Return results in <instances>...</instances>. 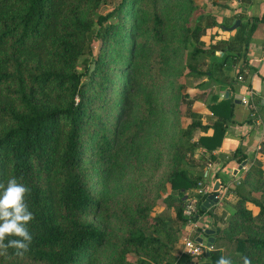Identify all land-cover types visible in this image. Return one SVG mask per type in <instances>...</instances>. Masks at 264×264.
Returning <instances> with one entry per match:
<instances>
[{"label": "trees", "instance_id": "16d2710c", "mask_svg": "<svg viewBox=\"0 0 264 264\" xmlns=\"http://www.w3.org/2000/svg\"><path fill=\"white\" fill-rule=\"evenodd\" d=\"M106 1L0 0V184L15 177L28 186L35 217L29 251L21 258L9 248L0 264L192 260L176 263L174 248L212 193L197 192L206 177L190 166L197 152L216 161L235 114L229 73L249 68L257 20L229 39L211 14L195 16L196 0H116L101 15ZM184 77L230 92L211 96L210 121L198 106L205 94L192 98ZM259 112L264 120V105ZM236 158L248 159L240 150ZM117 170L131 189L112 200L104 186ZM189 192L196 213L188 218ZM232 192L238 200L227 226L216 229L211 263L225 256L242 264L239 253L264 264V141ZM160 203L175 219L157 214Z\"/></svg>", "mask_w": 264, "mask_h": 264}, {"label": "crops", "instance_id": "0c3cea01", "mask_svg": "<svg viewBox=\"0 0 264 264\" xmlns=\"http://www.w3.org/2000/svg\"><path fill=\"white\" fill-rule=\"evenodd\" d=\"M196 3L198 6L203 5L205 14H211L220 26H225L219 31L224 38H233L236 29L231 31L230 28L237 21H241V25L242 23L253 24L254 20H257L248 48L249 68L241 74L243 80L238 81L239 75L236 66L229 73L235 89L233 93L235 103L238 95L242 96L243 100L236 103L234 118L228 123L222 147L213 154L216 161H212L210 155L204 156L209 161L207 167L201 172L204 173L206 180L197 192L225 194L217 204L196 221L193 238L195 240L199 237L204 238V243L207 244L209 237L205 234L206 230L216 231L217 228L221 229L227 226L234 210L233 206L238 200L232 190L244 179L264 141V120L259 112L264 105V0H196ZM202 43L209 45L211 43L210 36L204 37ZM233 47L238 50L242 49V45L238 42H234ZM217 56L221 57L223 53H217ZM192 79L194 87H190L187 91L192 98L205 94V97L198 101V106L201 109L210 102L211 96L219 95L222 100L229 92L227 89L221 90L215 82H209L207 78ZM210 120L211 116L207 113L205 121ZM238 150L248 158L244 161L247 162V165L242 169L243 163L240 164L236 158ZM192 229L190 235L188 234L189 226L186 225L182 229L181 241L174 248L176 263L183 256V242L185 238L192 235ZM214 238L216 239V233ZM189 262L212 264L207 255L199 259L192 258L191 261H184L182 264Z\"/></svg>", "mask_w": 264, "mask_h": 264}, {"label": "clouds", "instance_id": "9594fccd", "mask_svg": "<svg viewBox=\"0 0 264 264\" xmlns=\"http://www.w3.org/2000/svg\"><path fill=\"white\" fill-rule=\"evenodd\" d=\"M30 193V188L24 183L18 182L13 177L7 184H0V256H6L8 249L14 250L17 257H23L29 251L33 240L27 225L35 218L29 210L26 196ZM8 237H16L8 239ZM199 253V249H196ZM211 251V249H209ZM242 264H252V260L237 253ZM215 264H236V262L225 256L219 257Z\"/></svg>", "mask_w": 264, "mask_h": 264}, {"label": "rangeland", "instance_id": "374dc122", "mask_svg": "<svg viewBox=\"0 0 264 264\" xmlns=\"http://www.w3.org/2000/svg\"><path fill=\"white\" fill-rule=\"evenodd\" d=\"M115 3H116V0H107L106 2H104L102 4V6L100 7V9H99V14H101V15L108 14L114 8ZM202 6H199V12H196L195 13V16H198V13H201V12L205 13V10L202 8ZM98 45H99V42L96 41L94 43V53L95 54L97 53ZM80 69L82 70V68H80ZM182 83L186 86L187 90L190 87L191 88L194 87V80L192 78L184 77L182 79ZM182 112H186V109L183 108L182 109ZM203 112L207 116V113H205V112H207L206 106L203 108ZM174 122L175 121H174V117H173V119L171 120V124H173ZM182 124L186 128L188 126V124H190V120H188L184 116L183 119H182ZM167 130H169L172 133V131L169 129V127H168ZM198 135H199V133H195L194 138L196 139ZM196 156H198V159H197L198 161H195L193 163V165L190 166V169L194 173L197 174V173L203 172L204 168L207 167L209 161L206 158H203L202 157L201 152H197ZM104 189H105L104 195L107 198H110L112 200H114L116 198H119L118 196L120 194L123 195V196L126 195L127 194V190L131 189V185H130V181H129L128 175H123L122 173H120V171L117 170L110 177V179L106 181L105 186H104ZM169 191H170V186H168V189L164 192V194L165 195L168 194ZM196 191H195V194H196ZM189 195H190V198L189 199H190V202L191 203L188 205V207L191 204H193L194 201H196V199L194 197V192H193V194L189 192ZM188 207H187V209H188ZM156 212H157V214L160 217H163L165 219H175V211L173 209H169L163 203H160L159 204V207H158V209H157ZM233 212H234V210H233ZM233 212L231 213V216H232ZM187 226H189V232H188V234L190 235V231H191V228L192 227L190 226V223L187 224Z\"/></svg>", "mask_w": 264, "mask_h": 264}, {"label": "built area", "instance_id": "2783aa9c", "mask_svg": "<svg viewBox=\"0 0 264 264\" xmlns=\"http://www.w3.org/2000/svg\"><path fill=\"white\" fill-rule=\"evenodd\" d=\"M243 77L241 75L238 76V81H242ZM200 187H202V185L200 184ZM222 196H225V194L223 193H219L218 194V199H221ZM196 201H194L193 204H191L188 209L185 211V216H187L188 218L193 216L194 213H196ZM192 229V235L189 236L188 238L184 239L183 242V255L188 256L190 258L193 259H199L203 256L206 255L207 251H209V248L207 247V245L205 243H200L197 242L193 237V234L195 233V225L196 222L193 221L192 219L189 220ZM196 249H199V253H197Z\"/></svg>", "mask_w": 264, "mask_h": 264}, {"label": "water", "instance_id": "95a60500", "mask_svg": "<svg viewBox=\"0 0 264 264\" xmlns=\"http://www.w3.org/2000/svg\"><path fill=\"white\" fill-rule=\"evenodd\" d=\"M241 21H237L235 23L234 26H232V28H230L231 31L237 29L240 25ZM230 96V93L227 92L226 93V98H229ZM223 99V98H222ZM243 100V97L238 95L236 96V103H240L241 101ZM264 102V101H263ZM247 165V162H243L242 166H241V169ZM220 201V199H218V194L217 193H212L208 196V198L205 200V202L203 203L202 205V210L203 211H207L209 210L212 206H214L215 204H217L218 202ZM216 231L215 230H206L205 231V234L209 237L207 239V247L209 249H213L214 248V245H215V241L216 239L214 238V235H215ZM197 242H200V243H204V238H197L196 239ZM207 257H210V251H207L206 253ZM188 264H198L196 262H189Z\"/></svg>", "mask_w": 264, "mask_h": 264}]
</instances>
